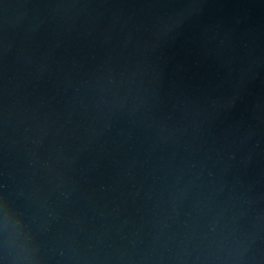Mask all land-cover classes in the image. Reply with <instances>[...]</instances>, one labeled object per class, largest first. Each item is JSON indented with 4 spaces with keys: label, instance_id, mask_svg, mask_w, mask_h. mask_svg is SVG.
<instances>
[{
    "label": "water",
    "instance_id": "95a60500",
    "mask_svg": "<svg viewBox=\"0 0 264 264\" xmlns=\"http://www.w3.org/2000/svg\"><path fill=\"white\" fill-rule=\"evenodd\" d=\"M0 264H264V0H0Z\"/></svg>",
    "mask_w": 264,
    "mask_h": 264
}]
</instances>
